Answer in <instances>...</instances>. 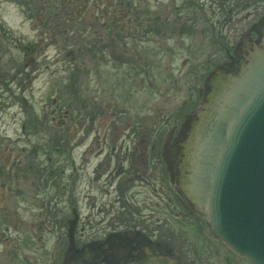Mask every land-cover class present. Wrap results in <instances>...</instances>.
Here are the masks:
<instances>
[{"label":"flooded vegetation","instance_id":"af4514ba","mask_svg":"<svg viewBox=\"0 0 264 264\" xmlns=\"http://www.w3.org/2000/svg\"><path fill=\"white\" fill-rule=\"evenodd\" d=\"M259 2L263 0H0L1 5L15 10L21 6L24 20L34 34V39L23 50L24 70L16 76L29 75L33 83L43 75L41 63L54 60L56 64H63L65 87L72 99L68 105L58 104L55 99L51 114L52 121L65 133L62 137L65 141L61 143L70 154L65 165L72 166L73 174L69 175L75 177L73 188L70 190L65 182L63 193L52 202L55 194L49 177L45 178L42 172L38 175L28 171L20 177L16 172L20 169L17 164L20 160L13 162L9 169L10 184H0V245L8 246L9 250L0 252V264H50L45 233L50 230L46 228L49 226L46 221L51 204L60 214L66 215L68 207L73 213L72 219L61 215L64 229V233L59 234L61 252L54 254L52 264H62L64 260L68 248H65V229L68 225L69 231L71 223L77 247L96 243L100 250L112 255L117 264H145L148 257L165 259L171 264H253L221 241L196 212L180 191L178 175L166 160L183 125L197 113L201 104L164 135L162 116L154 114L153 117L149 113L153 104L146 102L156 96L162 101V64L168 62L170 53L171 67L175 66L174 52L181 38L205 36L210 34L209 29L214 35L216 32L221 35L223 30L230 33L233 29L226 23H234L235 15L245 13L249 26L245 32L240 29L244 32L241 36L246 43L255 42L258 38L255 29L264 20V10L257 9ZM0 30L4 27L0 26ZM242 43L229 48L224 46L227 58L241 49ZM193 45H186L187 50ZM201 94L203 98L205 90H201ZM109 100L122 107L118 110L115 105V111L109 114ZM125 100L131 102L134 122L119 128L116 119L130 111L124 107ZM143 109L144 115L140 112ZM162 109V106L157 108L160 115ZM143 118L151 120L144 122ZM151 126L157 128L148 133ZM72 138L74 141L70 142ZM11 158L10 155L5 163ZM158 178L161 188L165 179H169V186L176 187L175 194L168 191L170 202L176 201L174 206H177L181 196L185 208L212 231L214 238L180 237L178 231L175 233L171 228V220H152L149 204H130L124 199L150 185L152 194H157L160 192ZM92 191L117 198L99 200L89 193ZM159 195L156 206L162 204V195ZM82 197L88 199L82 202ZM84 202L90 211L83 216L80 212ZM141 210L150 213H142L140 219L132 218ZM24 213L28 219L24 218ZM98 214L102 216L96 226L100 224L102 230L97 227L94 235L85 234L86 228L96 227L94 217ZM171 216H175V210ZM175 218L178 222V214ZM2 226L5 229L1 230ZM58 226L60 229L61 224ZM12 230L16 239L8 236ZM67 237L69 240V235Z\"/></svg>","mask_w":264,"mask_h":264},{"label":"rangeland","instance_id":"374dc122","mask_svg":"<svg viewBox=\"0 0 264 264\" xmlns=\"http://www.w3.org/2000/svg\"><path fill=\"white\" fill-rule=\"evenodd\" d=\"M257 9L259 12L264 10V0L263 3H258ZM244 14L238 13L237 16L235 15L237 20L234 23H226L228 28L233 29L230 33L223 30L224 34L221 33L219 35V32H216L214 35L213 31L209 29L210 34L205 32V36L198 35L192 39L181 38L179 42L180 46L174 52L176 56L174 67H171V56L168 53V62H163L162 64V101L160 100V96H156L153 98L154 101L150 100L146 102L147 104H153V110L151 109L149 112L153 117L154 114L162 116L163 123L161 126L164 135L175 125H180L185 116L191 112L192 108L197 110L199 104L204 102V96L206 94L202 98L203 94H201V90H205L206 93V79L209 73L219 68L222 64L231 61L225 54L224 46L229 48L237 42L242 43L245 39L241 35L247 30L249 19H244ZM241 15L243 19L242 17L240 18ZM0 22V26L4 27L3 31L0 30V153L2 155V160L0 161L2 163L0 167V173H2L0 176V184L3 182H6L8 185L10 184L11 175L9 169L13 162L19 159L20 161L17 164L20 165V169L16 170V172L20 173V177H22V173L27 171L35 172L38 175L42 172L45 178L49 177L52 192L55 194V196L51 197L52 202H54L55 199L57 200V195L63 193V184L68 182L67 184H69L68 186L71 190L74 186L73 178H75L74 175H69V173L73 174L71 170L72 166L69 165L68 167V165H65L66 159L70 157L68 149L63 147L61 143V140L65 141V139H62L65 133L57 126L56 121H52L53 115L51 114L53 108H55L53 102L55 99L58 104L64 103L67 105L70 102L69 100L72 99L70 98L71 96L68 97L69 92L65 87V74L62 72L63 64L61 62L56 64L54 60H46L41 63L43 75L41 74L33 83H30L31 76L29 75L25 78L16 76L20 74V71L24 70L26 61L23 50L25 45L34 39V34L31 31L32 29L29 23L24 20L21 6H19L18 10H15L9 5L0 4ZM241 28L244 32L240 31ZM5 30H7L6 33ZM192 43H194L193 48L191 46L187 50L186 45H192ZM185 61L187 62L185 63ZM73 102L75 104V101ZM109 102L111 104L108 110L109 114L115 111V105L118 110L122 107L120 103L119 108L115 102L110 100ZM160 106L163 107L161 115L157 110ZM124 107L126 109L129 108V110L131 109L130 100H125ZM143 111L144 109L140 112ZM144 114L145 112H143ZM134 116L135 113L133 110L126 111L124 116L118 120L116 119V124L119 128L123 124H132L134 122ZM137 118L140 119V117ZM150 120L151 118H143L144 122ZM152 121H154V118ZM156 128L155 126L149 127L147 129L148 133L149 130ZM69 141H74V138L69 139ZM61 152L64 154H61ZM10 155L12 158L7 164L5 162ZM156 182L158 191H160L157 194H152L153 188L150 185L141 187L142 191L138 192L137 190L135 195L133 194L134 196H126L124 199L126 201L129 200L130 204L132 202L140 205H144L145 203L147 205L149 204L148 208L153 212L152 220L156 221L159 218L167 221L171 220V228H173L175 233L178 231L180 237L193 236L198 238L202 235L205 238H214L212 231L206 225L201 224L200 220L185 208L182 203V201H185L181 196L179 197L180 199L178 198L177 206H174L176 201L170 202L169 197H167L168 191L171 194H175L176 187L169 186V179L164 180L163 188L160 187L159 178ZM78 184L76 185L78 186ZM89 193L98 196L97 199L99 200H103V198L104 200H115L117 198L116 195L110 197L102 196V194H98L101 193L100 191H92ZM159 193L162 195V204L156 206V203L159 202ZM45 194L47 195L46 192ZM47 198L45 199L47 200ZM85 199L88 198L82 197V202ZM67 209L66 215L56 212L53 204H51L50 210H48L49 219L46 223H49V226L46 228H50V230L49 233H45V238H47L46 247L51 259L50 264L53 262L52 257L54 254L61 252L59 234L64 233L61 215L65 216L66 219L73 218L71 209L69 207ZM173 210H175V216L178 214V222L175 216H171ZM89 211V208L86 207V203L84 202L80 213L84 216L88 215ZM147 212L150 213L148 210L138 211V213H135L136 216L132 218L140 219L142 213L145 214ZM101 216L102 214H98V216L94 217V226H96V222H100ZM24 218L28 219L26 213H24ZM58 223L61 224L60 229ZM97 227L91 229L86 228L87 231L85 234L92 232L94 235V233H97L100 224ZM3 229H5V226L1 227V230ZM65 230L68 236V225H66ZM8 236L14 239L17 237L13 230ZM67 236L65 248L69 244ZM7 251H9L8 246L1 244L0 252Z\"/></svg>","mask_w":264,"mask_h":264},{"label":"water","instance_id":"95a60500","mask_svg":"<svg viewBox=\"0 0 264 264\" xmlns=\"http://www.w3.org/2000/svg\"><path fill=\"white\" fill-rule=\"evenodd\" d=\"M257 27L252 49L243 41L231 61L210 73L204 102L166 160L180 191L218 238L264 264V20ZM68 233L62 264L115 263L96 243L77 248L72 223Z\"/></svg>","mask_w":264,"mask_h":264},{"label":"bare ground","instance_id":"6f19581e","mask_svg":"<svg viewBox=\"0 0 264 264\" xmlns=\"http://www.w3.org/2000/svg\"><path fill=\"white\" fill-rule=\"evenodd\" d=\"M255 30H256V32H258V27H256ZM258 38H259V33H258ZM254 43H255V42H252V43L249 44V43H246V42H245L244 45H245L246 48H248V47L251 48L250 46L253 47V44H254ZM244 45H243V46H244ZM249 45H250V46H249ZM251 49H252V48H251ZM230 59H232V58L230 57ZM68 235H69V233H68ZM69 242H70V239H69ZM75 244H76V243H75ZM76 247H77V245H76ZM82 247H84V246L77 247V248H82ZM115 260H116V259H115ZM149 261H150V263L153 262V263H155V264H156L157 262H159V263H161V264H162V263H163V264H170V262H169V261H166L165 259H153V258H149V257H148V258L146 259L145 262H149ZM117 263H118V261L116 260L114 264H117ZM252 263H253V262H252ZM130 264H136V263H130ZM253 264H254V263H253Z\"/></svg>","mask_w":264,"mask_h":264}]
</instances>
